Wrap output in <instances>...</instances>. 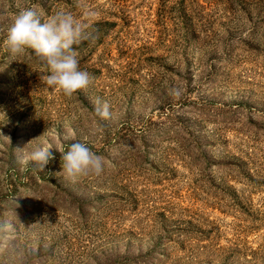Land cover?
<instances>
[{"label": "rangeland", "instance_id": "1", "mask_svg": "<svg viewBox=\"0 0 264 264\" xmlns=\"http://www.w3.org/2000/svg\"><path fill=\"white\" fill-rule=\"evenodd\" d=\"M84 3L93 79L69 97L3 39L77 0H0V264H264V0ZM76 142L100 175L60 172ZM43 144L45 169L20 163Z\"/></svg>", "mask_w": 264, "mask_h": 264}, {"label": "clouds", "instance_id": "2", "mask_svg": "<svg viewBox=\"0 0 264 264\" xmlns=\"http://www.w3.org/2000/svg\"><path fill=\"white\" fill-rule=\"evenodd\" d=\"M77 6L82 9L79 18L70 11L59 10L47 20H42L35 8L22 9L15 15L3 39V47L13 57L30 49L44 69L41 82L69 97L87 88L93 79L87 71L80 69L74 45L92 38L90 22L96 12L84 0H77ZM95 113L103 119L111 118L107 102L98 105ZM53 159L51 147L43 144L21 157L20 163L33 161L43 170ZM61 160L60 172L69 179L88 173L100 175L103 171V158L83 143L70 144Z\"/></svg>", "mask_w": 264, "mask_h": 264}]
</instances>
